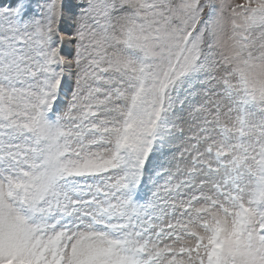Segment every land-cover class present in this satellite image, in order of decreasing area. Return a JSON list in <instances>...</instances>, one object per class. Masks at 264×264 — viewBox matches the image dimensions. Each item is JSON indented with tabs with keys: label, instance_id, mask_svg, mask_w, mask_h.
<instances>
[{
	"label": "snow or ice",
	"instance_id": "1",
	"mask_svg": "<svg viewBox=\"0 0 264 264\" xmlns=\"http://www.w3.org/2000/svg\"><path fill=\"white\" fill-rule=\"evenodd\" d=\"M0 264H264V0H0Z\"/></svg>",
	"mask_w": 264,
	"mask_h": 264
}]
</instances>
